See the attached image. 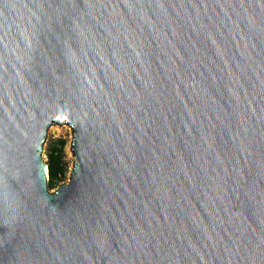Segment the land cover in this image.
<instances>
[{"label":"water","instance_id":"water-1","mask_svg":"<svg viewBox=\"0 0 264 264\" xmlns=\"http://www.w3.org/2000/svg\"><path fill=\"white\" fill-rule=\"evenodd\" d=\"M0 264H264V0H0Z\"/></svg>","mask_w":264,"mask_h":264},{"label":"trees","instance_id":"trees-1","mask_svg":"<svg viewBox=\"0 0 264 264\" xmlns=\"http://www.w3.org/2000/svg\"><path fill=\"white\" fill-rule=\"evenodd\" d=\"M62 144L63 140H59ZM52 183L61 180L65 173V164L62 159L61 147H53L49 152Z\"/></svg>","mask_w":264,"mask_h":264},{"label":"rangeland","instance_id":"rangeland-1","mask_svg":"<svg viewBox=\"0 0 264 264\" xmlns=\"http://www.w3.org/2000/svg\"><path fill=\"white\" fill-rule=\"evenodd\" d=\"M59 140H63V143L60 144ZM53 147H61L62 159H63V162L65 164V161H66V150H65L64 138L62 136L54 135L52 140H51V142H50V145L48 147V151L50 152ZM62 179H64V176H63Z\"/></svg>","mask_w":264,"mask_h":264}]
</instances>
